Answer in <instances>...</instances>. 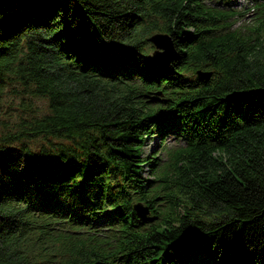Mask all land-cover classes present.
<instances>
[{
	"label": "trees",
	"instance_id": "16d2710c",
	"mask_svg": "<svg viewBox=\"0 0 264 264\" xmlns=\"http://www.w3.org/2000/svg\"><path fill=\"white\" fill-rule=\"evenodd\" d=\"M9 90L47 112L0 135V264H264V0H0Z\"/></svg>",
	"mask_w": 264,
	"mask_h": 264
},
{
	"label": "rangeland",
	"instance_id": "374dc122",
	"mask_svg": "<svg viewBox=\"0 0 264 264\" xmlns=\"http://www.w3.org/2000/svg\"><path fill=\"white\" fill-rule=\"evenodd\" d=\"M230 4L233 5L235 9L241 10L247 6V0H229ZM208 3L212 6L219 7V0H208ZM251 6V5H250ZM252 15L250 12L249 16ZM251 17L243 19L236 23V26H251L253 20ZM153 50H150L149 53H152ZM47 112V107L45 100L43 98L30 99L27 96L22 94L12 93L10 90L4 96V101L1 106L0 118L5 122V125H0V135L2 131L11 130L16 125V122L20 118H28L33 115L40 116ZM5 126V128H4ZM161 139L157 136H150L144 142L143 151L145 156L156 157L158 162L163 163L167 161V156L165 152L162 151ZM166 148H172L176 145H179L176 140L172 139L171 134L166 135L163 142ZM35 145V142H33ZM152 153V154H150ZM143 174L147 176L151 181L154 180L153 175H151L148 165L144 166ZM149 216V215H148Z\"/></svg>",
	"mask_w": 264,
	"mask_h": 264
},
{
	"label": "water",
	"instance_id": "95a60500",
	"mask_svg": "<svg viewBox=\"0 0 264 264\" xmlns=\"http://www.w3.org/2000/svg\"><path fill=\"white\" fill-rule=\"evenodd\" d=\"M148 42L153 46V51L148 55V59L152 64L162 66L172 62L176 55V49L171 41V38L165 33H154L148 37ZM200 79L208 80L211 72H198ZM135 215L139 220L144 222L150 213V210L141 202L133 205Z\"/></svg>",
	"mask_w": 264,
	"mask_h": 264
}]
</instances>
